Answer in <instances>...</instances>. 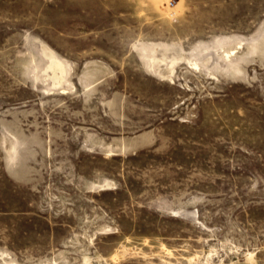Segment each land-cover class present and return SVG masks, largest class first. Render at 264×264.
I'll list each match as a JSON object with an SVG mask.
<instances>
[{
    "label": "rangeland",
    "instance_id": "1",
    "mask_svg": "<svg viewBox=\"0 0 264 264\" xmlns=\"http://www.w3.org/2000/svg\"><path fill=\"white\" fill-rule=\"evenodd\" d=\"M0 264H264V0H0Z\"/></svg>",
    "mask_w": 264,
    "mask_h": 264
},
{
    "label": "bare ground",
    "instance_id": "2",
    "mask_svg": "<svg viewBox=\"0 0 264 264\" xmlns=\"http://www.w3.org/2000/svg\"><path fill=\"white\" fill-rule=\"evenodd\" d=\"M50 51H51V49H49V53H50ZM51 53H53V51H51ZM43 54H44V52H43ZM55 56L52 54L50 55L49 69H51L53 72L52 77L54 79V82H57V84H58V82H60L61 79L64 77L65 67H64L63 63L60 60H58Z\"/></svg>",
    "mask_w": 264,
    "mask_h": 264
}]
</instances>
